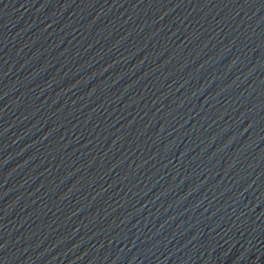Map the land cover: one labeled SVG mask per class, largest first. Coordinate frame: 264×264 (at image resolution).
<instances>
[{"label":"water","instance_id":"95a60500","mask_svg":"<svg viewBox=\"0 0 264 264\" xmlns=\"http://www.w3.org/2000/svg\"><path fill=\"white\" fill-rule=\"evenodd\" d=\"M0 264H264V0H0Z\"/></svg>","mask_w":264,"mask_h":264}]
</instances>
